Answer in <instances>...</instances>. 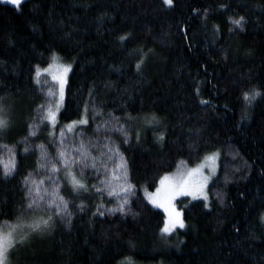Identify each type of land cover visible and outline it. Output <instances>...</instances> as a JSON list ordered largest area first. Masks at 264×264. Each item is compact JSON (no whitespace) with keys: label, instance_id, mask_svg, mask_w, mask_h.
Returning a JSON list of instances; mask_svg holds the SVG:
<instances>
[{"label":"trees","instance_id":"trees-1","mask_svg":"<svg viewBox=\"0 0 264 264\" xmlns=\"http://www.w3.org/2000/svg\"><path fill=\"white\" fill-rule=\"evenodd\" d=\"M240 16L242 31L230 23ZM53 54L71 65L59 122L79 121L87 107L77 133L119 147L134 186L127 214H109L118 201L95 191L103 175L91 168L78 175L88 190L75 192L59 168L70 217L27 209L25 178L41 169L40 146L53 151L56 138L41 120L49 99L36 82ZM253 88L262 95L248 103ZM0 109L9 121L0 154L7 145L16 164L6 177L0 160V227L18 217L52 225L26 231L12 264H264V0H24L19 9L0 0ZM110 114L119 118L113 127L131 129L127 143L97 131ZM153 115L159 123L147 125ZM214 150L210 204L179 198L185 228L162 234L166 214L147 194L181 162Z\"/></svg>","mask_w":264,"mask_h":264},{"label":"snow or ice","instance_id":"snow-or-ice-1","mask_svg":"<svg viewBox=\"0 0 264 264\" xmlns=\"http://www.w3.org/2000/svg\"><path fill=\"white\" fill-rule=\"evenodd\" d=\"M3 2L13 4L17 9H19L20 5L24 2V0H3ZM163 3L167 6H172L173 0H163ZM230 23L233 24L239 30H243V25L245 23V18L240 16L239 18H230ZM218 31V29H217ZM121 42L128 39L127 35L119 37ZM59 57L53 54L51 58V63H49L47 69L45 71H49L53 67L61 68L63 70L64 75L62 76H53V79L58 81L59 83V100L62 102L63 100V89L64 84L66 83L64 76H66L67 72L71 71V65H61L58 63ZM143 63V60H141ZM137 70H140V63L136 65ZM41 72L39 67H37L36 71V82L39 83V76ZM199 90H197L198 92ZM49 96H54L55 93L49 90ZM262 95L261 91L256 88L251 89L243 94V98L246 102L251 103L257 97ZM201 103H207V101H201ZM59 103L56 105V111H53L52 107L49 106L45 108L44 105L40 106V110L42 112L41 120H47L51 125H55L56 117L59 112ZM85 115L79 121H72L69 125L66 126L68 132H71L73 129L78 128L80 125H86L88 120L86 118L87 107H85ZM0 113H3V109H0ZM95 118V117H94ZM135 118L131 115L128 116V120H134ZM119 118L112 117L109 115V120L104 121L103 129L107 131H116L121 133L124 142H128V131L131 129H125L123 125L117 124L116 127H111L110 121L116 122ZM145 123L147 125L158 124V118L153 115L151 118H145ZM9 127V121L4 117V115L0 114V132L4 131ZM97 130H101V126H97ZM36 131L33 130L30 132V135H35ZM64 136L65 131L62 128L60 132L61 140L59 141L60 145L64 144ZM137 141L139 140V133H137ZM159 139H163V135L159 137ZM93 146L103 145V149L100 152V157H92L90 153L86 152L84 148V141L81 139L79 147H69L65 150H62L58 153L57 163L61 164V167L66 171L65 180L68 184H70L72 190L75 191H87L88 186L83 183L80 179L77 178L74 172L68 171L76 165H79V171L81 175L84 173L86 168H91L94 173L97 175H103L104 177L110 179H104L100 181V187L93 185L92 187L95 191L103 194L105 191L108 192L109 195L114 196L118 201V206L116 208L108 209L109 214H115L117 211L122 215L127 214L130 211L129 199L128 197L133 195L134 186L131 185L128 181L127 176V166L126 161L123 158V155L119 151V147L114 144L109 139H104L103 141H95L89 142ZM10 153H12V149L7 145L3 146ZM25 152L29 149L25 147ZM41 150V159L45 161V163H50L47 159L46 150L43 146H40ZM219 153H212L204 157L203 162L197 165L190 170H187L183 173L177 171V173L173 175H165L160 179L161 187L156 189V192L153 194H149L148 198L150 202L156 207L163 208L164 211L168 214L167 219L164 222V226L161 228V233L164 235H171L176 231L177 228L183 229L185 228V222L182 219V213L177 211L172 203L173 200L176 199L177 196H191L193 199L203 198V200H208V195L204 191L207 187L208 177L203 175V169L208 167L210 171H214L215 161L218 159ZM120 161L119 164H116V161ZM110 164H115V168H110ZM99 165V167H98ZM4 175L10 176L13 172H15L16 164L14 160V153H12V158L8 163L3 164ZM60 169L56 167L55 164L51 166L52 175L49 176V182L56 187H53L51 190L42 189V185L44 181L41 180L39 184L35 180H31L29 177L25 178V186L28 192V210H36L41 207L51 208L57 215L61 216H69L68 212V202L64 199L63 196L59 194V185L61 183L59 178ZM199 176L200 179H194ZM223 201L221 200V203ZM207 207V205H205ZM83 209V205L80 206ZM99 211V209H98ZM99 214L104 215L103 211H100ZM51 217L48 219H40L35 220L31 224L23 225L20 223V218H17V223L15 225L5 223L4 227H0V264H7L8 252L14 247L16 244L15 233L17 229L27 228L30 232H39L44 230H50L52 225L50 223ZM70 223V220H69ZM5 228L7 231H5ZM28 234L20 236V243H23L27 239ZM127 264H131L130 259L127 261Z\"/></svg>","mask_w":264,"mask_h":264},{"label":"rangeland","instance_id":"rangeland-1","mask_svg":"<svg viewBox=\"0 0 264 264\" xmlns=\"http://www.w3.org/2000/svg\"><path fill=\"white\" fill-rule=\"evenodd\" d=\"M1 1H3V0H1ZM49 63H51V61ZM58 63L61 64V65H68L67 63H65L61 59H59ZM48 65L45 68L39 69L40 72H41V75L39 76V84H41V86L43 88V91L46 93V95H47V97L49 99V101H48L47 105L45 106V108L51 106L52 109H53V111H56V105H57V103H59V105H60L59 106V112H58V115L56 117V122H55V125H54L56 127V129H55V136H56V138L54 140L55 142H54L53 151H50V150H46L45 149L46 150V153H47V159H48V161L50 163H47L46 164L45 161L42 159L41 169H39L38 173H36L32 177V180H35L37 182V184H39V182L41 180H43L44 181V184L41 186L42 189L51 190L53 187H56V185H53V184H51L49 182V176L52 175V173H51V166H52V164H55L57 168H61V164L60 163H57L58 153L60 151L65 150V149H67L69 147H79L80 146V141H81V139H83V141H84V148H85L86 152L90 153V155L92 157L99 158L100 157V152L103 149V145L101 144L99 146H93L92 144L89 143L90 141L95 142V139L93 138V136H91V135H85L82 132L77 133L78 128L81 127L82 125H80L78 128L73 129L71 132H68L67 129H66V126L69 125L70 123H68V124H61L59 122L58 117H59V114H60V111H61V108H62V105H63V102H64L65 90H66L68 75H69V72L70 71L67 72L66 76H64L66 83L64 84L63 100L61 102L59 100V95H60L59 87L60 86H59L58 81H56V80L53 79V76H62V75H64L63 70L61 68L53 67L52 69H50L49 71L46 72L45 69H47ZM49 90H51V92L55 93V95L54 96H49L48 95ZM41 114H42V112H41ZM110 124H111V122H110ZM111 127H113L112 124H111ZM62 128L65 131V136L63 138L64 139L63 146H61L60 143H59V141L61 140L60 132H61ZM99 132L100 133L101 132H106L103 129V125L101 126V130ZM113 132L115 133L116 131H113ZM107 139H109V138H107ZM217 152L219 153L218 159L215 161L214 165H212V167H214V171H210L208 167H206V168L203 169V175L204 176H207L209 178L208 179V183H207V187L204 190L207 193V195H208V200L207 201L204 200L207 203V205L210 204L209 192H208L209 185L214 180V178L218 175V172H219L220 152L218 150H214V151H211V152H209L207 154V155H210L212 153H217ZM12 153H13V151H12ZM12 153H10L7 149H2V152L0 154V160H1V162L3 164L8 163L9 160L12 158ZM207 155H205V156H207ZM203 160H204V158L199 163H197L195 165H188L185 162H181L178 165V167L176 168L175 171L170 172V173H167L166 175H173V174L177 173L178 170H179V172L183 173V172H185L187 170H190L191 168L196 167L201 162H203ZM119 163H120V161L117 160L116 161V164H119ZM109 167L110 168H115L116 165L115 164H110ZM87 169H90V168H86L85 171H84V173H86V170ZM68 171L74 172L76 174L77 178H78V175H81V173L79 171V165L74 166L73 168L69 169ZM104 179H110V177L106 178V177L102 176L101 179H99V183H100L101 180H104ZM194 179L199 180L200 177L197 176ZM159 187H161L160 182H159V186L157 188H159ZM58 190H59V188H58ZM155 192H156V190L154 192H149L147 194V198H148L149 194H153ZM106 193H108V192L106 191ZM109 196H111V195H109ZM111 197H114V196H111ZM181 197H183V196H177L176 199L172 201V203H173L175 209L177 211H179V212L182 213V211L179 208H177V206H176L177 200L179 198H181ZM187 197H189L192 200H195L191 196H187ZM199 199H202L203 200V198H199ZM148 200H149V198H148ZM41 208H44L45 209V207H41ZM157 208H160V207H157ZM48 209H51V208H48ZM160 209H162L164 211L163 208H160ZM165 214H166V217H167L168 214L166 212H165ZM182 219H183V214H182ZM33 221H35V220H30V221L28 220L27 222H20V223L26 226L28 224H31ZM13 225H15V224H13ZM28 230L29 229H27L26 227L23 228V229H17L16 233L14 234L16 241L18 239H20V236L23 233H25L26 231H28ZM5 231H7V229ZM11 250H12V248L8 252L7 264H12V261H11Z\"/></svg>","mask_w":264,"mask_h":264}]
</instances>
